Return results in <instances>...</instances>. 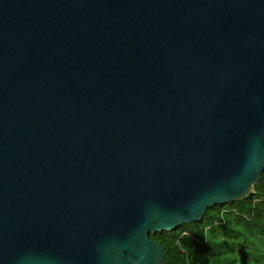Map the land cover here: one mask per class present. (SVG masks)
I'll return each mask as SVG.
<instances>
[{
    "label": "water",
    "instance_id": "obj_1",
    "mask_svg": "<svg viewBox=\"0 0 264 264\" xmlns=\"http://www.w3.org/2000/svg\"><path fill=\"white\" fill-rule=\"evenodd\" d=\"M263 172L264 0H0V264H166Z\"/></svg>",
    "mask_w": 264,
    "mask_h": 264
},
{
    "label": "trees",
    "instance_id": "obj_2",
    "mask_svg": "<svg viewBox=\"0 0 264 264\" xmlns=\"http://www.w3.org/2000/svg\"><path fill=\"white\" fill-rule=\"evenodd\" d=\"M150 238L168 250L166 264H264V172L245 198Z\"/></svg>",
    "mask_w": 264,
    "mask_h": 264
}]
</instances>
